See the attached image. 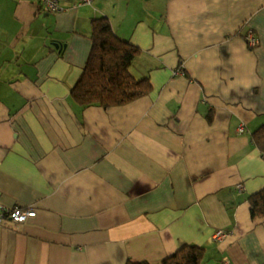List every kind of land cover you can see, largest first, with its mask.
I'll list each match as a JSON object with an SVG mask.
<instances>
[{
    "label": "crops",
    "instance_id": "1",
    "mask_svg": "<svg viewBox=\"0 0 264 264\" xmlns=\"http://www.w3.org/2000/svg\"><path fill=\"white\" fill-rule=\"evenodd\" d=\"M58 1L0 0V264H157L186 245L203 264H264L249 200L264 188V0ZM100 16L141 48L131 72L154 90L83 108L72 90ZM18 206L37 214L15 222Z\"/></svg>",
    "mask_w": 264,
    "mask_h": 264
},
{
    "label": "trees",
    "instance_id": "2",
    "mask_svg": "<svg viewBox=\"0 0 264 264\" xmlns=\"http://www.w3.org/2000/svg\"><path fill=\"white\" fill-rule=\"evenodd\" d=\"M39 5L45 9L40 2ZM91 24L89 39L92 40V49L72 90L74 100L83 108L91 105L108 108L130 104L152 93L154 85L151 78H137L131 72V65L140 54L141 48L121 38L107 16L97 17ZM209 119L212 121L211 116ZM252 137L264 153V124L253 132ZM249 200L255 216L264 217V188L252 194ZM205 257L204 247L186 245L157 264H203ZM127 264L153 263L129 260Z\"/></svg>",
    "mask_w": 264,
    "mask_h": 264
},
{
    "label": "built area",
    "instance_id": "3",
    "mask_svg": "<svg viewBox=\"0 0 264 264\" xmlns=\"http://www.w3.org/2000/svg\"><path fill=\"white\" fill-rule=\"evenodd\" d=\"M92 1L93 0H77V3L75 5L78 6L83 4L84 5L91 4ZM38 2H40L43 5V7H45L46 9L55 10V11L63 9V7H61L58 0H38ZM249 42L252 46L260 44V40L257 37H255V35H253L252 33L249 34ZM6 212L10 219L19 223L25 222L29 218L34 217L37 214V211L35 209H31V208L24 209L21 207H16ZM2 219L3 217L0 218V220ZM215 237L216 239H224L227 237V233L225 231L220 230L217 231Z\"/></svg>",
    "mask_w": 264,
    "mask_h": 264
},
{
    "label": "rangeland",
    "instance_id": "4",
    "mask_svg": "<svg viewBox=\"0 0 264 264\" xmlns=\"http://www.w3.org/2000/svg\"><path fill=\"white\" fill-rule=\"evenodd\" d=\"M248 39H249V34H248V37H247ZM249 42V41H248ZM257 44V43H256ZM249 45H250V43H249ZM251 47H258V45H254V46H252V45H250ZM244 130V126L242 125L241 127H240V131H243Z\"/></svg>",
    "mask_w": 264,
    "mask_h": 264
},
{
    "label": "bare ground",
    "instance_id": "5",
    "mask_svg": "<svg viewBox=\"0 0 264 264\" xmlns=\"http://www.w3.org/2000/svg\"><path fill=\"white\" fill-rule=\"evenodd\" d=\"M19 207V206H18ZM21 208H24V207H21ZM24 209H26V208H24Z\"/></svg>",
    "mask_w": 264,
    "mask_h": 264
}]
</instances>
